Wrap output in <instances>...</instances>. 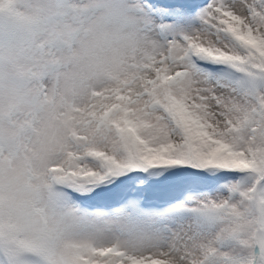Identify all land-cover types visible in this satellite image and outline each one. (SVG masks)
Returning a JSON list of instances; mask_svg holds the SVG:
<instances>
[{"label":"snow or ice","instance_id":"obj_1","mask_svg":"<svg viewBox=\"0 0 264 264\" xmlns=\"http://www.w3.org/2000/svg\"><path fill=\"white\" fill-rule=\"evenodd\" d=\"M0 264H264V0H0Z\"/></svg>","mask_w":264,"mask_h":264}]
</instances>
